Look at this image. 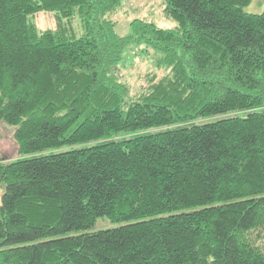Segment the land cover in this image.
<instances>
[{
	"label": "trees",
	"instance_id": "trees-1",
	"mask_svg": "<svg viewBox=\"0 0 264 264\" xmlns=\"http://www.w3.org/2000/svg\"><path fill=\"white\" fill-rule=\"evenodd\" d=\"M128 1L0 0L18 145L0 154V264H264V11L161 0L174 27L121 35ZM132 54L164 72L136 92ZM103 217L123 224L68 235Z\"/></svg>",
	"mask_w": 264,
	"mask_h": 264
},
{
	"label": "rangeland",
	"instance_id": "rangeland-1",
	"mask_svg": "<svg viewBox=\"0 0 264 264\" xmlns=\"http://www.w3.org/2000/svg\"><path fill=\"white\" fill-rule=\"evenodd\" d=\"M246 10L252 13L262 12L264 11V2L262 0H253ZM137 17L153 21L163 28H172L176 25V22L173 19L168 18L165 15L161 0H129L116 16L118 20V33L126 35L129 32L130 21ZM32 19L40 29L55 26L54 15L50 12H39L32 17ZM151 72H157L158 76L164 74L163 71H159L155 68L152 56L146 57L139 55L134 57L133 54L131 59L121 70L122 77L131 85L132 92L138 91L148 83V75ZM15 131L16 126L9 125L6 122L0 123V154L4 158L13 159L18 156V145L15 139ZM4 190L5 186L0 184V202ZM122 224L123 223L113 222L110 219L103 217L99 218L96 223L86 231L69 232L68 235H78L84 232H95L116 228Z\"/></svg>",
	"mask_w": 264,
	"mask_h": 264
}]
</instances>
